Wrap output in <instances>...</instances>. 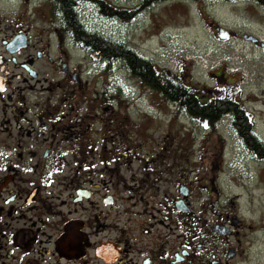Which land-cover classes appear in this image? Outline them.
<instances>
[{
	"label": "flooded vegetation",
	"instance_id": "1",
	"mask_svg": "<svg viewBox=\"0 0 264 264\" xmlns=\"http://www.w3.org/2000/svg\"><path fill=\"white\" fill-rule=\"evenodd\" d=\"M187 1L0 0V264H264L261 223L243 219L212 161L191 181L166 150L125 137L115 73L151 90L92 48L125 43L82 12L127 25ZM220 77L197 96L236 100L237 83Z\"/></svg>",
	"mask_w": 264,
	"mask_h": 264
},
{
	"label": "rangeland",
	"instance_id": "2",
	"mask_svg": "<svg viewBox=\"0 0 264 264\" xmlns=\"http://www.w3.org/2000/svg\"><path fill=\"white\" fill-rule=\"evenodd\" d=\"M82 12L105 37L123 41L157 69L178 71L194 87L210 89L218 83L214 75L221 76L220 81L228 76L237 83L236 100L253 116L256 135L264 144V6L255 1L188 0L158 5L146 18L127 25L100 21L88 7ZM224 33L229 40L219 37ZM115 79L123 89L124 98L118 94L114 99L120 101L125 137H142L143 151L166 150L174 166L186 167L191 181L196 169L212 161L220 185L239 195L243 219L253 227L260 222L264 229V214L259 213L264 210V163L244 149L231 117L221 120L217 132L207 133L202 123L132 82L122 70ZM108 81L111 91L114 84Z\"/></svg>",
	"mask_w": 264,
	"mask_h": 264
},
{
	"label": "trees",
	"instance_id": "3",
	"mask_svg": "<svg viewBox=\"0 0 264 264\" xmlns=\"http://www.w3.org/2000/svg\"><path fill=\"white\" fill-rule=\"evenodd\" d=\"M223 2H236L238 0H220ZM255 1L264 6V0ZM67 20L75 22L72 15V6L65 3L64 9ZM92 48H101L110 57H118L128 74L135 76L156 93L163 101L174 105L178 110L193 118H198L206 132H217L224 116L232 119L231 126L237 137L247 146L249 151L259 160H264V144L257 139L256 126L253 117L237 100L228 97L204 98L197 96L192 84L184 81L179 74L171 73L166 69H157L155 65L141 57L127 45L114 44L108 41L91 40ZM110 70V63L107 64Z\"/></svg>",
	"mask_w": 264,
	"mask_h": 264
},
{
	"label": "water",
	"instance_id": "4",
	"mask_svg": "<svg viewBox=\"0 0 264 264\" xmlns=\"http://www.w3.org/2000/svg\"><path fill=\"white\" fill-rule=\"evenodd\" d=\"M228 36H229L228 33H224V34L219 35V37H220L221 39H223V40H224V39H227Z\"/></svg>",
	"mask_w": 264,
	"mask_h": 264
}]
</instances>
